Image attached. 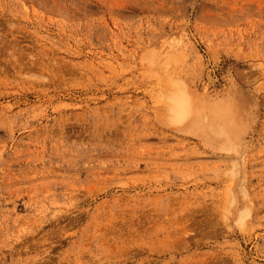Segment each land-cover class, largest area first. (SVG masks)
Masks as SVG:
<instances>
[{
	"label": "rangeland",
	"instance_id": "obj_1",
	"mask_svg": "<svg viewBox=\"0 0 264 264\" xmlns=\"http://www.w3.org/2000/svg\"><path fill=\"white\" fill-rule=\"evenodd\" d=\"M0 264H264V0H0Z\"/></svg>",
	"mask_w": 264,
	"mask_h": 264
},
{
	"label": "bare ground",
	"instance_id": "obj_2",
	"mask_svg": "<svg viewBox=\"0 0 264 264\" xmlns=\"http://www.w3.org/2000/svg\"><path fill=\"white\" fill-rule=\"evenodd\" d=\"M169 94V93H168ZM179 96V95H178ZM178 96H177V98H178ZM180 96H181V94H180ZM183 96V95H182ZM176 97V96H175ZM187 99H177L176 101H174V103H173V108L175 109L174 110V112H177V113H179V112H183V113H185L186 112V110H187ZM243 213H245V210H244V212ZM242 213V214H243ZM244 215V214H243ZM242 218V217H241ZM242 221V220H241Z\"/></svg>",
	"mask_w": 264,
	"mask_h": 264
}]
</instances>
